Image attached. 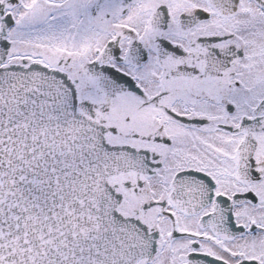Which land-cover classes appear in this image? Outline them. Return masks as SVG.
<instances>
[{"label": "snow or ice", "instance_id": "snow-or-ice-1", "mask_svg": "<svg viewBox=\"0 0 264 264\" xmlns=\"http://www.w3.org/2000/svg\"><path fill=\"white\" fill-rule=\"evenodd\" d=\"M0 264H264V0H0Z\"/></svg>", "mask_w": 264, "mask_h": 264}]
</instances>
